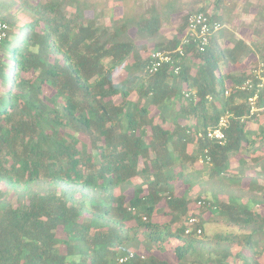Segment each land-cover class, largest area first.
<instances>
[{"label": "trees", "instance_id": "obj_1", "mask_svg": "<svg viewBox=\"0 0 264 264\" xmlns=\"http://www.w3.org/2000/svg\"><path fill=\"white\" fill-rule=\"evenodd\" d=\"M239 1L254 9L249 40L229 28ZM194 11L220 28L180 56ZM0 22V264H263L264 68L247 64L264 63V0H0ZM157 50L177 74L146 70ZM226 112L223 144L198 136ZM195 188L236 231L184 233Z\"/></svg>", "mask_w": 264, "mask_h": 264}, {"label": "built area", "instance_id": "obj_2", "mask_svg": "<svg viewBox=\"0 0 264 264\" xmlns=\"http://www.w3.org/2000/svg\"><path fill=\"white\" fill-rule=\"evenodd\" d=\"M219 28L220 24L216 22H211L205 13L201 11H195L191 13L187 18L185 36L181 41V45L175 50V53H178L180 56H182L184 54L182 45L188 44L190 42L194 43L198 51H204L210 42L211 35ZM5 34L6 24L0 22V41L5 36ZM165 64H168L175 74L179 72V65L176 64L173 52L169 50L152 51L149 55L148 62L146 64V70L149 73H155ZM260 79L261 83L259 84V86L264 83V77L261 76ZM246 84H249V81H246L245 85ZM182 94L187 99L192 98L195 100L197 98V94L194 90H184ZM225 94H227V91L225 92ZM255 99L256 95L249 98V102L251 104V114L257 109L253 105ZM231 117H233V114L226 112L218 118L217 123L213 127L208 128L205 132L198 133V136L208 138L209 140L215 141L219 144H223L226 140L225 131L229 127ZM199 160L202 163L210 161V155L207 149H204L203 153L199 156ZM201 205H203V201L198 200L195 205V208L198 209V207H200ZM195 208L193 207L189 210L185 219V234L195 233L196 235H201L202 233V228L200 226L201 220L199 217V211H197ZM135 254V252L130 251L125 256L120 257L119 262L122 263L130 258H133ZM137 254L141 258H144V255L139 253Z\"/></svg>", "mask_w": 264, "mask_h": 264}, {"label": "rangeland", "instance_id": "obj_3", "mask_svg": "<svg viewBox=\"0 0 264 264\" xmlns=\"http://www.w3.org/2000/svg\"><path fill=\"white\" fill-rule=\"evenodd\" d=\"M242 1H239L237 9L234 11V13L236 14V16L234 17V21H233V26L229 25V28H231L232 30H234L238 36H240L241 38H243L244 40H249L250 38V33L251 30L248 28V26L246 24H249L252 18V14L254 13V9L251 8L248 12H244L242 10ZM207 11L211 12L212 11V6L211 5H207ZM195 12V11H194ZM90 14V13H88ZM106 22H108V19H105ZM181 21L180 19V15H174L172 20L170 21L169 24H166L163 28H162V33L164 34V36L170 38L172 35H174L176 33V29L177 26L179 24V22ZM226 46H230L229 43H226ZM256 56L251 55V57L249 58V60H255ZM252 64H247V68L248 70H252V73H256V74H260V72L263 70L264 68V63L262 62H258L256 67L251 68ZM120 72L116 71L114 72V77L115 80H119V75ZM134 96V94L132 95V97ZM120 101V98L117 96L115 97V103H118ZM259 108H257L255 112H258ZM260 120H262V116H259ZM257 122L254 121L253 119H245V128L247 130H254L257 131ZM165 128H172V124L171 122L167 121L164 124ZM253 138H256V136H253ZM238 154L234 155L231 158V165L233 167H236L238 165L237 162V158H238ZM204 163V162H203ZM203 163L199 160V157L197 159V161H195L193 164H189L188 169L189 170H195V169H199L202 167ZM209 166V165H208ZM205 178V177H204ZM177 193H181V191H183V186H181L180 184L177 185ZM192 199H194L195 204L193 205V207L195 208L196 203L198 200H203L204 199V194L199 190V188H195L193 190H191V195ZM197 211H199V217L201 220V224H202V230H203V234H207L210 235L214 232H221V233H225V232H233L236 231L235 228H230V227H226L221 221L216 220L215 217L213 215H210V213L205 210L203 208V205H201L200 207L195 208ZM160 220H165L166 216L160 214L159 216ZM158 218V217H157ZM177 226V225H176ZM201 233V234H202ZM152 251H155V248L151 247L150 248ZM149 250V249H148ZM148 250H146L144 248V245L141 244L139 246L138 249H136V251L139 254L142 255H146L148 253ZM172 247L171 244H165V246L163 247V250L161 252L159 251H155L157 255H159L161 258L167 259L168 261L172 262L173 259V254H172ZM234 250H236V248H234ZM260 259V258H259ZM240 264V263H239Z\"/></svg>", "mask_w": 264, "mask_h": 264}, {"label": "crops", "instance_id": "obj_4", "mask_svg": "<svg viewBox=\"0 0 264 264\" xmlns=\"http://www.w3.org/2000/svg\"><path fill=\"white\" fill-rule=\"evenodd\" d=\"M263 264H264V260H263Z\"/></svg>", "mask_w": 264, "mask_h": 264}]
</instances>
